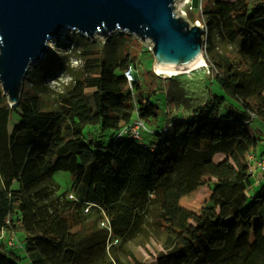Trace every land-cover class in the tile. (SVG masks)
Returning <instances> with one entry per match:
<instances>
[{"label": "trees", "instance_id": "1", "mask_svg": "<svg viewBox=\"0 0 264 264\" xmlns=\"http://www.w3.org/2000/svg\"><path fill=\"white\" fill-rule=\"evenodd\" d=\"M199 15L222 95L210 89L187 117L149 129L148 144L117 138L159 112L157 89L128 85V58L89 57L49 109L36 96L10 107L0 88V238L19 233L29 264H144L127 243L159 235L154 264H264V181L248 195L247 159L259 143L248 127L264 124V0H208ZM57 172L69 175L67 191ZM203 188L202 216L179 206ZM12 248L0 241V264H18Z\"/></svg>", "mask_w": 264, "mask_h": 264}, {"label": "water", "instance_id": "2", "mask_svg": "<svg viewBox=\"0 0 264 264\" xmlns=\"http://www.w3.org/2000/svg\"><path fill=\"white\" fill-rule=\"evenodd\" d=\"M176 1L0 0V88L7 104L18 106L29 68L68 31L92 42L124 34L149 43L154 70L195 64L204 58V27L179 15Z\"/></svg>", "mask_w": 264, "mask_h": 264}, {"label": "rangeland", "instance_id": "3", "mask_svg": "<svg viewBox=\"0 0 264 264\" xmlns=\"http://www.w3.org/2000/svg\"><path fill=\"white\" fill-rule=\"evenodd\" d=\"M208 0H177L175 3L176 11L185 17L190 23H200V7L205 5ZM234 1V0H224ZM95 42L78 35L77 32H64L57 40L51 41L48 53L42 62L32 65L24 79L20 98L36 96L39 98L41 108L49 109L57 104L72 83L85 76L86 62L89 57L98 55L112 65L118 63L120 59L128 58L132 68V78L140 84H144V90L152 92L157 89L154 96L159 104L158 116L152 121H143L146 128L154 130L169 124L177 118H185L198 105L205 103L209 99V91L213 89L218 95H222L219 88L213 83L212 70L207 65L206 68L189 74L177 75L174 77L158 75L153 69V56L149 51V43H142L134 37L124 34H113L106 40L94 38ZM217 51L233 54L235 47L220 41H214ZM135 58L132 62V58ZM125 74V73H124ZM211 84V85H210ZM159 89V90H158ZM153 93V92H152ZM178 102V105H175ZM13 117V122L15 121ZM257 120L250 123L248 130L254 133ZM260 125V124H259ZM256 136L257 133H254ZM149 134H142V144L153 142ZM221 156H216L212 165H217ZM211 177V176H210ZM212 178V177H211ZM52 180L59 186V193L67 191L70 186V178L67 173L57 172ZM257 190L251 187L248 195L251 196ZM209 195V189L203 188L197 193L182 198L179 206L187 209L197 216H202L205 212V204ZM101 226V225H100ZM20 234L3 235L0 241L8 244L13 241V250L19 257L18 264H29L19 242ZM162 236L150 238L147 245L146 237L137 236L127 243L126 247L133 251L144 264H154L156 250H160L158 241ZM115 245V242H113ZM118 245V244H116Z\"/></svg>", "mask_w": 264, "mask_h": 264}, {"label": "built area", "instance_id": "4", "mask_svg": "<svg viewBox=\"0 0 264 264\" xmlns=\"http://www.w3.org/2000/svg\"><path fill=\"white\" fill-rule=\"evenodd\" d=\"M124 75L126 77L128 85H131V83L133 82L132 68L128 67ZM143 133L150 135L151 131L146 128L145 124L140 119L135 117L130 124L126 125L118 132L117 138L121 139L123 137H127L137 141L138 143H141ZM247 159L249 162H251L252 165H254L255 169L259 170L262 174H264V156L259 159H255L252 155H249ZM101 226L104 228H108V222L105 221V223H102ZM8 245L14 246L13 241H10Z\"/></svg>", "mask_w": 264, "mask_h": 264}, {"label": "crops", "instance_id": "5", "mask_svg": "<svg viewBox=\"0 0 264 264\" xmlns=\"http://www.w3.org/2000/svg\"><path fill=\"white\" fill-rule=\"evenodd\" d=\"M254 133L258 134L257 137L259 139V143L252 156L255 159H258L259 157L264 156V124L257 121L256 129L254 130ZM252 166L253 167L251 172V179H252L251 186L256 187L258 190V188L261 186V184L264 181V174H262L259 170L255 169L254 165Z\"/></svg>", "mask_w": 264, "mask_h": 264}, {"label": "bare ground", "instance_id": "6", "mask_svg": "<svg viewBox=\"0 0 264 264\" xmlns=\"http://www.w3.org/2000/svg\"><path fill=\"white\" fill-rule=\"evenodd\" d=\"M51 43H48V47H50ZM203 68H206V64L205 61L203 59H200L198 62H196L195 64L187 67V68H183V69H178V70H170V71H161L158 69H155L154 71L158 74V75H166V76H177V75H182V74H189L191 72H197Z\"/></svg>", "mask_w": 264, "mask_h": 264}]
</instances>
